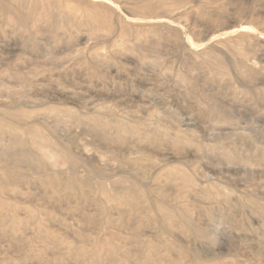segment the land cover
<instances>
[{"label": "rangeland", "instance_id": "obj_1", "mask_svg": "<svg viewBox=\"0 0 264 264\" xmlns=\"http://www.w3.org/2000/svg\"><path fill=\"white\" fill-rule=\"evenodd\" d=\"M0 264H264V0H0Z\"/></svg>", "mask_w": 264, "mask_h": 264}, {"label": "bare ground", "instance_id": "obj_2", "mask_svg": "<svg viewBox=\"0 0 264 264\" xmlns=\"http://www.w3.org/2000/svg\"><path fill=\"white\" fill-rule=\"evenodd\" d=\"M128 128V127H127ZM33 137H34V142L40 147V148H43L44 145H46L47 143V140H45L44 138H42L37 131L33 132L32 133ZM18 143H21L23 142L22 139H18L17 140Z\"/></svg>", "mask_w": 264, "mask_h": 264}]
</instances>
